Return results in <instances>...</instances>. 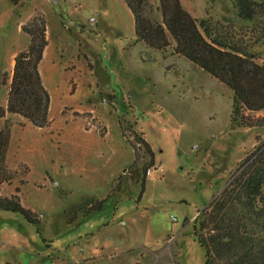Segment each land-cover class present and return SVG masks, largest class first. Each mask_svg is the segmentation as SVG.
<instances>
[{
  "label": "rangeland",
  "instance_id": "1",
  "mask_svg": "<svg viewBox=\"0 0 264 264\" xmlns=\"http://www.w3.org/2000/svg\"><path fill=\"white\" fill-rule=\"evenodd\" d=\"M180 2L198 16L207 6ZM158 6L149 0L147 15L160 21ZM35 23L46 30L38 69L50 123L0 117L12 175L0 191L17 188L39 222L0 210V264H204L195 216L264 149V126L233 123L232 91L178 55L170 35L165 51L137 41L124 0H0L1 71L10 75L29 44L22 27ZM245 113L264 119V109ZM104 198L66 222L70 208Z\"/></svg>",
  "mask_w": 264,
  "mask_h": 264
},
{
  "label": "trees",
  "instance_id": "2",
  "mask_svg": "<svg viewBox=\"0 0 264 264\" xmlns=\"http://www.w3.org/2000/svg\"><path fill=\"white\" fill-rule=\"evenodd\" d=\"M124 1L133 15L137 41L165 51L170 35L178 55L232 91L233 123L264 126V119L245 113L264 109V62H258L264 55V0H207L200 16L185 10L180 0H159L160 21L147 15L149 0ZM22 29L29 44L13 58L0 117L15 114L33 126L45 127L50 123V98L38 65L47 44L46 30L36 23ZM7 81V72L0 70V88ZM9 136L5 124L0 129V186L12 177L5 165ZM240 169L195 216L194 235L204 250V264H264V149L252 152ZM145 177L139 179L142 187ZM16 192L17 188L9 196L0 194V210L19 213L37 228V214L22 206ZM105 200L87 199L75 205L65 213L66 222H75L78 213L101 210Z\"/></svg>",
  "mask_w": 264,
  "mask_h": 264
},
{
  "label": "crops",
  "instance_id": "3",
  "mask_svg": "<svg viewBox=\"0 0 264 264\" xmlns=\"http://www.w3.org/2000/svg\"><path fill=\"white\" fill-rule=\"evenodd\" d=\"M15 55V54H14ZM258 62L261 63V62H264V57H262L261 59H258ZM13 64V63H12ZM11 75H12V70L10 72V75H8V81H7V85H6V89H5V92H4V102L2 104H0V106L4 107L5 106V103H6V96H7V92H8V85H9V82H10V79H11ZM42 80V79H41ZM15 192H11L10 194H13ZM0 194L2 196H9L10 194H2L1 191H0Z\"/></svg>",
  "mask_w": 264,
  "mask_h": 264
},
{
  "label": "built area",
  "instance_id": "4",
  "mask_svg": "<svg viewBox=\"0 0 264 264\" xmlns=\"http://www.w3.org/2000/svg\"><path fill=\"white\" fill-rule=\"evenodd\" d=\"M150 171L148 170V173H149ZM172 220H175V217H172Z\"/></svg>",
  "mask_w": 264,
  "mask_h": 264
}]
</instances>
